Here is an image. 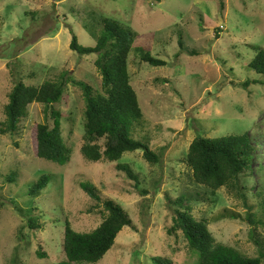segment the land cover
I'll list each match as a JSON object with an SVG mask.
<instances>
[{"label":"rangeland","instance_id":"374dc122","mask_svg":"<svg viewBox=\"0 0 264 264\" xmlns=\"http://www.w3.org/2000/svg\"><path fill=\"white\" fill-rule=\"evenodd\" d=\"M220 1L0 0V129L9 95L20 80L40 86L66 72L73 81L102 90L97 55L82 58L70 44L73 32L81 45L95 47L94 35L102 32L98 24L109 18L138 34L129 72L144 118L135 137L149 139L152 150L163 156L156 165L145 160L143 151L126 153L115 163L87 161L82 155L85 100L72 82L66 99L55 106L63 116L71 161L59 166L39 159L36 129L47 117L44 105H31L17 133L0 132V264L66 260L65 222L76 232L89 233L104 219L102 207L95 208L81 189L82 182L95 185L103 199L119 203L136 228L123 229L97 264H155L156 256L168 257L172 264H196L182 232L169 233L176 208L166 198L175 201L193 191L202 197L191 203L192 214L207 222L217 243L250 258L264 253V174L242 175L238 191L223 188L211 196L194 183L183 162L196 137L248 134L260 139H253L258 151L254 167L264 165V74L250 67L264 50V0H223L224 10ZM144 52L167 65L143 62ZM119 164L139 175V188L118 170ZM44 175L50 177L48 187L31 196ZM35 214L42 217L38 231L29 227L28 216ZM249 214L263 225L253 227Z\"/></svg>","mask_w":264,"mask_h":264},{"label":"trees","instance_id":"16d2710c","mask_svg":"<svg viewBox=\"0 0 264 264\" xmlns=\"http://www.w3.org/2000/svg\"><path fill=\"white\" fill-rule=\"evenodd\" d=\"M224 7L225 4L221 0V10H224ZM97 30L102 32L100 35H94L97 38L95 47L81 45L78 37L72 32L70 49L82 58L97 55L95 66L102 77V90L97 91L85 82L73 81L66 72L40 86L26 85L20 80L15 83L9 95V102L5 107L6 121L0 132L17 133L21 120L28 117L30 106L42 104L45 106L47 118L46 122L39 124L36 129L37 158L59 166L67 165L72 158V149L64 140L63 116L55 106L66 99L68 84L73 82L72 84L81 89L85 100L82 155L87 161L115 163L121 161L126 153L143 151L148 163L159 164L163 156L152 150L151 141L147 139V142H144L135 137L136 127L142 124L144 118L129 72V57L138 34L133 28L109 18H103ZM179 45L181 49L185 46L182 40ZM193 53L195 52L192 51ZM141 60L153 67L167 65L166 61L154 57L149 52H144ZM250 67L258 74H264V50H259ZM248 85L249 82H246L245 86ZM253 139L260 141L248 134L217 139L199 136L191 143L183 162L192 171L194 183L209 191L211 196H215L223 188L238 191L242 175H254L255 172L264 174V165L260 163L254 167L258 151ZM118 170L125 172L139 188V175L130 166L119 164ZM49 183L50 177L42 176L31 188L30 195L39 196ZM80 187L96 203L95 208L102 207L101 214L104 219L97 229L89 233L76 232L67 220L63 242L66 260L58 264H97L115 246L116 239L123 229H136L132 218L119 203L103 199L101 191L92 183L82 182ZM143 193L147 192L144 190ZM201 197L197 191L181 193L175 201L166 196L176 208L173 228L169 233L182 232L190 252L197 257L196 264H263L264 253H261L263 256L250 258L234 248L216 242L207 222L198 220L192 214L191 203ZM205 201L208 202V199ZM28 217L32 231L42 229V217L36 214ZM248 217L253 227H257L258 223L263 225L261 221H255L252 214ZM252 233L257 237L256 229ZM40 257L46 258V254L42 253ZM152 259L155 264H172L173 261L161 256Z\"/></svg>","mask_w":264,"mask_h":264}]
</instances>
